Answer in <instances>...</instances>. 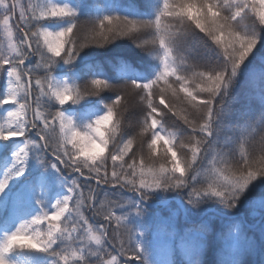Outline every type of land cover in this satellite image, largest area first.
I'll use <instances>...</instances> for the list:
<instances>
[{
    "label": "snow or ice",
    "instance_id": "snow-or-ice-1",
    "mask_svg": "<svg viewBox=\"0 0 264 264\" xmlns=\"http://www.w3.org/2000/svg\"><path fill=\"white\" fill-rule=\"evenodd\" d=\"M172 201L163 264H264V0H0V264H162Z\"/></svg>",
    "mask_w": 264,
    "mask_h": 264
},
{
    "label": "trees",
    "instance_id": "trees-1",
    "mask_svg": "<svg viewBox=\"0 0 264 264\" xmlns=\"http://www.w3.org/2000/svg\"><path fill=\"white\" fill-rule=\"evenodd\" d=\"M255 195L259 194L254 193V196ZM175 207V202H171L170 205H164L150 209V212L152 213V219L149 220L148 224L149 233L152 230V226H154L156 227L155 230H159V232L156 233L154 236H159V238H161V240L156 246L153 245V249L155 250V252L152 255H154V259L160 260L162 264L163 262L169 259L175 261H180L183 259L181 250L169 237L170 222L168 220V217L170 215L171 210L175 209ZM16 211L17 213H19L21 209L18 207ZM11 212L12 206L9 205L7 212L3 213L2 215L8 216ZM248 219L253 224H257L258 222V219H253L251 216H248ZM175 223L180 228L186 227L183 214H180L176 217ZM254 235L257 238L259 237L258 227L256 228ZM169 249H171V251ZM215 255L216 254L214 253V251L209 249L205 251L202 256V259H204L206 262H210L215 257ZM244 259L246 264H261V256L258 251L246 255Z\"/></svg>",
    "mask_w": 264,
    "mask_h": 264
},
{
    "label": "rangeland",
    "instance_id": "rangeland-1",
    "mask_svg": "<svg viewBox=\"0 0 264 264\" xmlns=\"http://www.w3.org/2000/svg\"><path fill=\"white\" fill-rule=\"evenodd\" d=\"M172 202H175V201H172ZM162 206H164V205H162ZM150 219H152V217ZM257 225H258V222H257ZM155 228L156 227L152 226V230L149 233V239H150L151 244H152V254H154V252H155V250L153 249V245L156 246L159 243V241L161 240V238H159V236H154L156 233L159 232V230H155ZM152 256L154 257V255H152Z\"/></svg>",
    "mask_w": 264,
    "mask_h": 264
}]
</instances>
